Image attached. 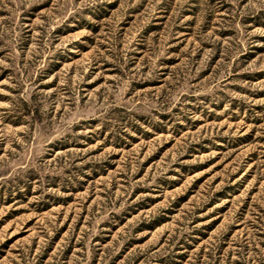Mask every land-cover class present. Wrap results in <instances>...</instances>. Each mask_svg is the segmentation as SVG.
Masks as SVG:
<instances>
[{
	"label": "rangeland",
	"instance_id": "1",
	"mask_svg": "<svg viewBox=\"0 0 264 264\" xmlns=\"http://www.w3.org/2000/svg\"><path fill=\"white\" fill-rule=\"evenodd\" d=\"M0 264H264V0H0Z\"/></svg>",
	"mask_w": 264,
	"mask_h": 264
}]
</instances>
